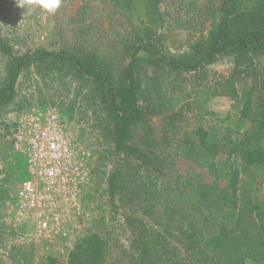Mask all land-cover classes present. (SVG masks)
I'll use <instances>...</instances> for the list:
<instances>
[{"label":"rangeland","instance_id":"obj_1","mask_svg":"<svg viewBox=\"0 0 264 264\" xmlns=\"http://www.w3.org/2000/svg\"><path fill=\"white\" fill-rule=\"evenodd\" d=\"M16 2L0 0V39L13 54L70 51L80 41L79 50L104 56L114 72L127 64V30L130 23L140 25L145 11L141 2L140 13L129 17L104 0H62L50 14L35 3L20 8ZM217 5V0H159L160 19L153 25L159 52L189 55L207 35ZM233 59L218 57L205 70L178 71L175 80L167 67L136 72L144 85L138 101L144 115L127 129L121 148L103 90L77 77L66 63L33 62L21 68L11 98L0 102V264H70L73 253L82 251L80 241L92 235L102 241L100 253L84 264H188L180 237L187 217L195 216L202 235L211 236L220 216L227 215L233 176L223 164L240 171L241 187H251L254 198L264 196V173L243 172L246 163L232 152L244 150L245 134L258 127L239 113L250 79L238 87L240 100L213 95L214 79L232 74ZM255 62L264 67V58ZM9 66L0 52V91L9 82ZM255 90L253 109L264 103V74ZM36 108L59 111L76 146L92 155V180L82 199L87 217L69 219L61 232L46 238L35 237L33 225L17 224L12 217L26 173L8 137L15 120ZM196 128L223 137L215 153L199 149L198 140L189 152L187 137L193 138ZM172 190L180 197H172Z\"/></svg>","mask_w":264,"mask_h":264},{"label":"trees","instance_id":"obj_2","mask_svg":"<svg viewBox=\"0 0 264 264\" xmlns=\"http://www.w3.org/2000/svg\"><path fill=\"white\" fill-rule=\"evenodd\" d=\"M104 1L115 13L129 17L140 13V2L145 8L144 15H141L145 20L144 23L141 18L140 25L135 26L130 23L127 30L125 39L129 56L127 64L121 71L114 72L115 66L105 63L104 56L79 50L80 41L70 51L37 49L32 54L15 55L0 39V52L10 60L9 82L0 91V102L11 98L18 73L24 66L33 62L66 63L77 77H85L103 90L114 118L116 135L119 138L116 142L121 148L127 129L144 115L142 107L138 104L140 89L144 85L135 76L136 72H140L146 66L153 69L167 67L168 71L175 72V80L180 77V74L176 73L178 71L205 70L214 59L233 56L234 71L232 74L214 79L213 95L239 99L240 83L247 84V79H250L248 89L240 102L239 113L241 119L251 117L252 120L257 121L258 127L245 134L244 150L232 148V152L246 163L243 172L248 170L264 173V103L259 102L254 109L251 106V96L256 91L260 76L264 74V67L259 65V62H255L259 58H264V0H217L218 5L212 11L213 19L207 35L192 47L193 50L189 55L179 58L164 56L155 44L153 25L154 21L157 25L160 19L159 15H156L159 0ZM194 74L199 80L198 73ZM256 109H258V118ZM154 110L156 112L161 110L160 104L154 107ZM58 113L60 114L59 111ZM60 116L64 118L61 114ZM193 135H197L198 139H195V136L187 137L189 152L194 150V143L198 140L199 149L203 147L205 153H215L219 138L221 140L223 138L222 136L218 138L215 132H208L203 128H196ZM225 168H228V173L233 176L231 192L228 195L230 206L227 207V215L220 216L216 225L217 232L211 236L202 235L195 216L187 217L180 236L187 263L264 264V196L254 198L251 187H241L240 171L227 166L226 163L223 164L222 169ZM112 177L115 182L117 177L115 175ZM171 192H173L172 197H180L174 190ZM200 195L205 197L204 193ZM101 242L96 235L82 239L79 243L82 251L73 253L74 257L70 264H84L88 257L100 253ZM77 254L84 257L75 259Z\"/></svg>","mask_w":264,"mask_h":264},{"label":"built area","instance_id":"obj_3","mask_svg":"<svg viewBox=\"0 0 264 264\" xmlns=\"http://www.w3.org/2000/svg\"><path fill=\"white\" fill-rule=\"evenodd\" d=\"M8 139L26 173L13 206L17 224L33 225L35 237L46 238L61 232L69 219L87 217L82 199L92 180V155L76 146L56 109L20 115Z\"/></svg>","mask_w":264,"mask_h":264},{"label":"clouds","instance_id":"obj_4","mask_svg":"<svg viewBox=\"0 0 264 264\" xmlns=\"http://www.w3.org/2000/svg\"><path fill=\"white\" fill-rule=\"evenodd\" d=\"M35 3L42 10L53 14L55 13L61 6L62 0H18L16 2L17 7L26 8V6Z\"/></svg>","mask_w":264,"mask_h":264}]
</instances>
